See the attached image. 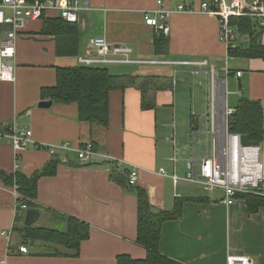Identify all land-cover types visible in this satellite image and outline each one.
<instances>
[{
  "label": "crops",
  "instance_id": "obj_1",
  "mask_svg": "<svg viewBox=\"0 0 264 264\" xmlns=\"http://www.w3.org/2000/svg\"><path fill=\"white\" fill-rule=\"evenodd\" d=\"M81 1L89 7L81 11L77 23L79 55L89 50L90 38L99 36L131 47L135 60L157 63L108 67H114L112 75L138 77V82L110 92L109 126L103 128L82 122L77 103L52 102L50 108L39 107V103L50 101L43 98V90L57 85L56 67L77 66L76 56L57 55L54 37L41 34L42 20L29 21L19 33L16 80L0 81V131L31 130L35 144L17 158L13 147L1 142L0 171L31 176L57 160L56 175L42 178L38 184L37 223L42 221L44 226L40 227L64 232L68 219L73 218L89 226L90 237L81 244L77 257L51 242H24L19 229L24 226L27 210L15 220L14 186L0 180V264H117L122 255L144 259L146 251L136 243L138 198L134 190L122 185L125 179L121 175L128 168L138 171L137 188L147 192L154 209L172 211L177 202L182 204V217L163 225V255L180 264H227L229 256H245L252 264H264V207L250 214L244 200L238 198L227 205L222 201L223 191L211 192L184 180L192 154L193 119L199 114L203 118L190 106L203 104L202 80L199 89H193L188 74L198 71L200 79L204 74L210 84V70H218L227 57L217 18L175 13L167 42L155 47L161 34L145 24L144 14L155 9L158 0ZM164 1L176 10L180 4L198 9L204 0ZM46 18L60 17L49 13ZM253 24L255 32L261 34L259 43L264 45V29L259 31L255 19ZM8 29L0 26V47ZM238 37L239 45L247 48L249 39ZM232 58L235 105L249 99L260 101L264 109V59ZM202 61L208 66L184 64ZM237 72L241 77H236ZM62 142L69 143L72 150H57L51 155L46 149ZM83 144L96 148L91 161L78 158L77 150ZM260 145L264 167V137ZM108 156L123 163L116 167ZM32 227L36 228V223ZM3 232L9 234L3 236ZM22 246L27 253L20 251Z\"/></svg>",
  "mask_w": 264,
  "mask_h": 264
},
{
  "label": "built area",
  "instance_id": "obj_2",
  "mask_svg": "<svg viewBox=\"0 0 264 264\" xmlns=\"http://www.w3.org/2000/svg\"><path fill=\"white\" fill-rule=\"evenodd\" d=\"M87 2L81 0H2L0 2V26H8L6 37L0 47V81L15 82L17 40L19 33L29 21H36L49 13L70 24H77L81 11L88 9ZM175 13L211 14L217 18L220 41L226 48L227 57L222 71L211 69L210 76V107L205 115L206 128H202L201 116H194L191 129L192 154L187 162L188 173L184 180L205 186L209 191L221 190L222 200L232 205L241 194H258L264 196V167L261 161V145L242 144L243 134L232 132L231 121L236 108L228 104V83L232 70L229 64V52L237 44L238 35L232 24L233 18L250 17L257 21L258 27L264 29V0H204L200 8L180 4L176 10L169 8L164 0H158L156 8L146 11L144 22L156 32L169 36L171 34V18ZM78 66L90 68H108L111 66H136L155 64L156 61L133 59V49L126 45L111 43L106 37L89 39V50L76 57ZM194 67L208 66L207 61L184 63ZM242 73L237 72L236 77ZM5 142L13 147L17 154L26 151L35 144L33 131H17L11 128L7 132L0 131V143ZM45 149V145H37ZM51 155L57 150H72L67 142L46 147ZM81 162H88L96 155L90 145L77 150ZM114 165L120 167L122 161L107 157ZM18 167V166H17ZM128 181L131 187L137 186L139 173L128 168ZM175 181L178 177L174 176ZM16 198L15 220L27 209L18 200L22 198L14 187ZM9 232H3L7 236ZM22 253L28 249L20 247ZM227 264H252L245 256H229Z\"/></svg>",
  "mask_w": 264,
  "mask_h": 264
},
{
  "label": "trees",
  "instance_id": "obj_3",
  "mask_svg": "<svg viewBox=\"0 0 264 264\" xmlns=\"http://www.w3.org/2000/svg\"><path fill=\"white\" fill-rule=\"evenodd\" d=\"M2 0H0L1 2ZM29 3L34 0H27ZM41 34L54 37L57 45V55L66 58L77 57L79 46V27L70 24L62 18L48 19L45 16ZM237 35L247 37L250 44L242 48L239 37L236 47L229 52V57L247 59H264V45L259 43L260 33L255 32L253 19L250 17H236L232 20ZM257 25V21L256 24ZM258 27V25H257ZM259 28V27H258ZM260 29V28H259ZM261 32V29L259 30ZM167 42L163 34L155 40L156 46ZM57 85L51 89L43 90V98L59 104L77 103L80 119L90 125L103 128L109 126V95L116 88L137 85L138 77L115 76L108 68H90L82 66H57ZM128 85V84H127ZM236 114L231 121V130L235 133L247 135L254 142L261 143L264 137V109L260 101L242 99L235 107ZM90 145L93 152L97 153L92 144H83L82 148ZM59 162L52 161L44 169L26 176L17 171L8 175L0 171V180L5 185L16 187L21 199L18 201L27 209H36L38 199V184L42 178L53 177L57 173ZM116 166V165H115ZM118 167V166H116ZM121 176L125 179L127 189L134 190L138 198V221L136 243L145 249L146 257L142 260L133 259L122 255L117 258V264H180L179 262L163 255L160 250L161 233L163 225L167 222L177 221L183 215V207L177 202L172 211H159L151 205L147 192L142 188L131 187L128 181V170ZM115 179L117 180L116 173ZM246 202L250 214H254L264 207V196L258 194H241L237 196ZM26 211H24L25 213ZM22 239L36 242H46L61 245L71 251L72 257L79 256L81 244L90 237L89 226L84 222L70 218L64 232L43 227H25L20 229Z\"/></svg>",
  "mask_w": 264,
  "mask_h": 264
},
{
  "label": "rangeland",
  "instance_id": "obj_4",
  "mask_svg": "<svg viewBox=\"0 0 264 264\" xmlns=\"http://www.w3.org/2000/svg\"><path fill=\"white\" fill-rule=\"evenodd\" d=\"M226 59V58H225ZM234 59L233 58H229V64H232V61ZM225 66V60H223L222 62H220L218 64V70H223ZM108 70L110 71V73H113L114 74V67L113 68H108ZM198 71H194V73H196L195 75L191 76L190 74H188V77H189V80L193 81V89H199L198 85H199V82L202 80V90H203V93H202V96H203V104L202 105H190L192 109H194L196 111V113H200L201 112V115L203 116V118L201 119V122H202V128L205 129L206 128V119H205V114L206 112L208 111L210 105H208V98H209V92H210V84L208 83V77L205 76L204 74L202 75L201 79H200V76L199 74L197 73ZM230 79L229 80V85H228V92H229V96H228V104L230 107H236L235 105V101H234V92H233V76H230ZM199 187V186H197ZM43 222H39V223H36V226L40 227V226H44V224H42Z\"/></svg>",
  "mask_w": 264,
  "mask_h": 264
},
{
  "label": "water",
  "instance_id": "obj_5",
  "mask_svg": "<svg viewBox=\"0 0 264 264\" xmlns=\"http://www.w3.org/2000/svg\"><path fill=\"white\" fill-rule=\"evenodd\" d=\"M52 106V101H43L41 103H39V107L43 108V109H47L50 108ZM242 144L245 146H249V145H259L258 142H254L250 139L249 136L247 135H243L242 136ZM40 217V211L37 209H29L26 212L25 215V221H24V225L25 227H32L35 223H37L38 219Z\"/></svg>",
  "mask_w": 264,
  "mask_h": 264
}]
</instances>
